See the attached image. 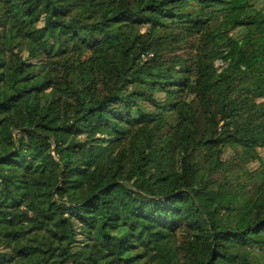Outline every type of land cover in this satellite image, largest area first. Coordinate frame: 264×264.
<instances>
[{
	"label": "trees",
	"instance_id": "obj_1",
	"mask_svg": "<svg viewBox=\"0 0 264 264\" xmlns=\"http://www.w3.org/2000/svg\"><path fill=\"white\" fill-rule=\"evenodd\" d=\"M260 1L0 0V264L262 263L264 180L213 176L264 147Z\"/></svg>",
	"mask_w": 264,
	"mask_h": 264
},
{
	"label": "rangeland",
	"instance_id": "obj_2",
	"mask_svg": "<svg viewBox=\"0 0 264 264\" xmlns=\"http://www.w3.org/2000/svg\"><path fill=\"white\" fill-rule=\"evenodd\" d=\"M236 2V0H234ZM258 6H262L264 9V1H260ZM154 31V28L150 25H143L140 27V32L144 36H149ZM232 31V33H234ZM97 37L100 38L99 35ZM194 44L193 41H185L179 47L174 48V53L180 55L181 59L177 64L179 69H187L191 64V58L194 54ZM217 46L216 42H207L204 48V53L207 54L205 61H212L216 67H226L230 65L235 60V55L231 54L226 49H215ZM256 53L251 52L250 49L244 47L239 55V61L241 62L240 67L243 69L249 64L253 63L256 59ZM264 100V99H263ZM102 134H107L102 132ZM220 156V161L222 164V169L217 173H214V177L218 180L231 181L232 185H240L243 191V196H250L252 192L257 187L264 176H259L261 172H264V147H258L257 153L254 157H249L246 159L241 158V148L236 147H225L222 149ZM239 189V190H240ZM252 256L257 257L260 252L254 248L250 250ZM186 264H191L190 261H186ZM243 264V263H242ZM264 264V259L262 263Z\"/></svg>",
	"mask_w": 264,
	"mask_h": 264
}]
</instances>
